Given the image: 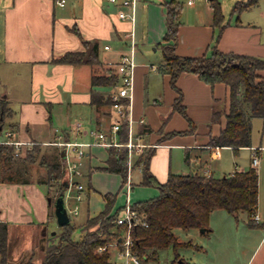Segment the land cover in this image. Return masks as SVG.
Returning <instances> with one entry per match:
<instances>
[{
	"label": "crops",
	"instance_id": "0c3cea01",
	"mask_svg": "<svg viewBox=\"0 0 264 264\" xmlns=\"http://www.w3.org/2000/svg\"><path fill=\"white\" fill-rule=\"evenodd\" d=\"M164 1L169 0L138 2L140 4L147 2L143 5L145 14L142 24L149 44L164 43L166 8L161 4ZM210 1L196 0L194 6H189L191 15L183 22L180 20L175 53L182 57H198L203 54L209 55L215 47L224 53L264 59L263 29L239 18L236 21L223 20V28L220 29L213 23V9ZM116 10L117 8L107 0H66L62 7L57 5L55 0H0L2 16L0 60L8 68L0 74V84L7 86L5 84H9L12 77H15L16 81V87L13 90H6L3 94L5 96H0V99L9 103L13 112L12 117L6 121V138L1 139L2 141L6 140L7 133H10L12 140L27 143L22 146V151L30 149L34 143L57 147L59 151L65 153L66 163V156L72 158L73 153H66L63 147L52 143L65 141L90 143L91 146L84 147L85 156L82 163L84 176H88L90 180L92 172L107 166L108 148L94 144L96 138L93 133L109 134L115 116L111 106L97 108L91 105L90 96L93 90L110 94L113 89L107 87L109 91L102 92L97 89L98 87L92 88L89 65L90 71L84 69V64H61L53 62L52 59L66 52L84 51L83 42L87 41L98 44L101 64L104 63L100 58L101 54L106 56L115 53L119 61L121 55L126 53L124 44L131 24L118 19ZM72 28L78 30L79 34H76ZM105 45L110 46V49L105 50ZM118 61L115 60L113 64ZM105 66L107 67V63ZM158 66L155 70L152 66V69L156 71L154 77L146 75L147 69L141 71L134 67L130 133L138 142L144 144L145 148L131 158L129 194L123 189L124 185L121 187V177L113 173L119 178L118 191L125 195L126 201L130 200L131 192L135 187L132 181V173L135 169L140 172L142 180V163L138 161L147 153H152L149 169L159 182H165L169 173H204L206 169L215 176L214 162L221 156V148L219 147L216 151L208 145V142L209 135H217L224 125L223 118L220 123L214 124H211V118L215 109L227 108L228 87L224 84L211 87L194 74H181L176 81V87L182 93V104L195 130L193 133L180 134L189 130V123L177 110H174L173 104L178 97V92L170 84V74L159 72ZM23 79L29 83V88L22 86ZM151 80L154 86L149 88L147 83ZM28 89L31 94L29 100L23 98L24 94H21ZM73 109L79 110L84 115L82 120H76L75 124L70 122ZM12 122L17 124L14 130L8 127V123ZM169 133L179 134L165 138V135ZM116 139L118 140V137ZM250 147L264 149L261 144L254 145L251 142V146L239 150L247 149L250 152ZM263 149L260 151L259 165ZM239 150L232 151L237 154ZM258 167L256 168L258 203L255 214L259 216V221L258 223L253 221L257 226L249 227L246 215L244 225L254 230L260 228L262 234L257 252L253 253L244 264H264V191L261 190ZM91 186L92 193H100L101 200L94 206L92 193L89 194L88 189L87 214L79 226L83 225L87 218L94 217L103 210L104 194L113 193L109 188L98 190L93 183ZM24 188L34 209L35 224L30 223L35 225L33 228L41 237L40 231L48 233L50 222L54 219L56 221L53 201L52 199L51 203L47 201L49 197L46 196L44 187L27 184ZM151 192L150 197L155 198L159 194L158 191ZM12 198L14 201L17 197L12 194ZM69 200L64 196L68 216L71 211ZM79 202H82V198ZM71 203L74 204L77 201L72 198ZM6 204L0 200V220L6 222L9 229L10 223L5 220V217L10 215V212L5 211ZM117 210L121 211V208ZM73 224L78 226L76 223ZM56 225H58L57 221ZM210 229L209 234L214 232V228Z\"/></svg>",
	"mask_w": 264,
	"mask_h": 264
},
{
	"label": "trees",
	"instance_id": "16d2710c",
	"mask_svg": "<svg viewBox=\"0 0 264 264\" xmlns=\"http://www.w3.org/2000/svg\"><path fill=\"white\" fill-rule=\"evenodd\" d=\"M213 23L223 28L224 16L218 0H211ZM257 0L238 1L233 11L242 10L255 5ZM166 8L163 44L161 49L163 61L158 66L161 73L170 74V84L178 92L173 108L189 123V130L180 134L193 133L195 126L182 104V93L176 87L178 77L183 73L196 75L209 86L224 84L228 87L227 108L215 109L212 113L211 124L224 125L215 136L209 135L210 147H228L237 152L240 148L251 146L252 120H262L264 132V59L235 53H224L213 48L209 55L198 57H182L175 53V46L180 26L182 5L177 0L161 3ZM238 19V18H237ZM72 30L79 34L78 30ZM84 51L66 52L52 59L61 64H87L91 67V86L110 87L113 91L120 83L116 72V64L102 68L98 56V44L84 41ZM112 91V92H113ZM124 102V101H123ZM90 104L100 108L111 106V93L92 91ZM9 103L0 99V137L5 129L6 121L12 117ZM10 129H16V123H8ZM179 133H169L165 138ZM120 143L128 138V122L121 121L117 132ZM152 153L145 154L138 163H142V180L140 184L153 186L158 190V196L133 204V208L146 215L147 227L137 226L133 230L135 238L134 251L142 264H154L160 251L172 246L174 257L167 264H196L185 260L178 252V247L191 246L200 250L201 247L191 241L180 243L176 229L201 230L208 235L210 216L214 211L223 210L238 219L241 212L247 214V225L253 223L258 203V173L255 168L234 170L229 174L216 177L213 174L193 172L188 174L169 173L165 182H159L150 172L149 161ZM186 160L188 155H185ZM128 151L125 147H109L107 166L100 170L118 174L121 177V187L127 182ZM38 166L43 174L36 172L32 166ZM34 176V177H33ZM67 177V167L62 151L57 147L34 143L23 153L16 152L11 144L0 140V185L4 184H36L45 188L46 196L54 201L67 187L64 185ZM77 183V182H76ZM92 188L88 182V189ZM81 192V191H80ZM117 193H106L104 209L94 217L87 218L79 226L81 236L73 238L75 227L68 223L60 227V232L46 236L41 241L44 252L42 264H113L107 252L98 253V247L112 242L122 231L116 219L120 210L112 212ZM52 215V213H51ZM263 225V224H262ZM43 238V235L41 239ZM8 224L0 221V264L8 261ZM21 264H28L22 261Z\"/></svg>",
	"mask_w": 264,
	"mask_h": 264
},
{
	"label": "rangeland",
	"instance_id": "374dc122",
	"mask_svg": "<svg viewBox=\"0 0 264 264\" xmlns=\"http://www.w3.org/2000/svg\"><path fill=\"white\" fill-rule=\"evenodd\" d=\"M66 1V0H65ZM182 5L180 20L183 22L185 18L191 15L190 7L187 6L184 0H179ZM238 0H219L222 14L224 16L225 22L229 19L231 21H236L237 18L244 22H249L254 25L259 26L264 31V0H257V3L250 8L240 11L239 13L233 11V6L236 4ZM242 1V0H240ZM246 1V0H243ZM68 2V1H67ZM145 3H138L135 9V26L133 37L125 39V52H129V45L133 41L135 44L134 54H133V62L137 69L144 71L147 69L146 75L149 77H154L156 75V67L163 61V56L160 47L154 43L149 44L148 39L145 33V29L143 27L144 22V14L145 10L143 9V5ZM188 14V15H187ZM187 15V16H186ZM1 24H2V16L0 13V48H1ZM102 68L104 69L107 63V67L114 66L115 60L118 61L115 53L112 55L101 54ZM84 69L90 71V67L88 65H83ZM154 66V70L152 69ZM8 70L4 63L0 60V74L4 71ZM19 70V69H18ZM1 78V77H0ZM27 79V77L24 76ZM151 79V78H150ZM157 79V78H156ZM153 80V79H152ZM150 81L147 83L149 88L154 86V83ZM155 81V80H154ZM15 77L11 78L9 84H5L7 86H2L0 84V96L3 95L6 90H13L16 87ZM153 84V85H152ZM156 84V82H155ZM22 86L24 88H29V83H26L25 80H22ZM99 91L107 92L109 91L107 87H98ZM26 99L31 98V94L28 91H24L21 93ZM0 97V98H1ZM83 113L81 114L79 110L73 109L72 116L70 122L72 124L77 123L76 120L81 121L83 118ZM81 119V120H80ZM6 138L5 129L2 131L1 139ZM252 144L264 146V132L262 131V120L259 118H255L252 120ZM45 147V146H43ZM24 149V148H23ZM24 149L22 152H24ZM177 152V151H176ZM174 157L176 156L174 150ZM180 156V155H179ZM71 157H73L71 155ZM70 164L73 162L70 158ZM84 158L81 161V175L74 176L73 181L76 180L78 184L83 186V191H81L80 196L82 198V202L71 203L72 198L76 196V189H73L66 193L67 200H69L70 205V219L71 223H76L78 226L74 231L73 238L78 240L81 236L79 230V224L85 219L87 214L86 203H87V192H88V182L93 183L94 186L98 190H102L103 188H109L113 193H117L116 200L114 204V211L121 208L119 215L122 214L123 207L125 205L126 197L120 191L119 188V178L113 173L106 171H94L91 173L90 180L88 176H84L82 163ZM181 163V162H180ZM214 166L216 167L214 174L215 176H222L223 174H228L236 169H247L251 166V157L250 152L247 149H241L237 154H234L232 149L230 148H221V156L218 160L214 162ZM67 167V163H66ZM132 169V168H131ZM33 174L36 175V172L39 174H43L44 171L40 169L38 166H32ZM259 172V180L261 185V190L264 191V149L262 152V156L260 158V165L258 167ZM33 176V177H34ZM69 181V176H68ZM132 181L134 183V190L130 195V203L135 204L137 202H142L154 197H150L151 191H158L153 186H146L140 184L141 177L140 172L138 170H134L132 173ZM75 182V181H74ZM80 182V183H79ZM12 186V187H10ZM9 189V190H7ZM12 190V191H11ZM11 191V192H9ZM92 193V190L89 191V194ZM12 194L14 197L16 196V200L12 201ZM158 196V195H157ZM93 205L95 206L100 200V193L94 192L92 193ZM0 200L6 202V206H4L5 211L9 210L10 215H6L5 220L9 221V229H8V251L9 264H21L22 261L27 262L28 264H42L44 259V252L42 251L40 240L42 234L45 233L46 239L52 235V233L60 232V227L56 225L55 219L50 222L48 233L40 231V235H37L35 232V225L31 224L33 222L35 224L34 218V209L32 204L28 198L27 191L24 188V185L16 184H8V185H0ZM1 206V205H0ZM77 206L76 212L77 216L74 215L73 209ZM116 206V207H115ZM105 207V206H104ZM3 208V207H2ZM104 209V208H103ZM246 213L241 212L238 215V219H235L229 213L223 210L214 211L209 220L210 228H214V232L204 235L201 234L200 230L192 229V230H182L176 229L174 232L180 243H186L191 241L192 244H196L202 247V250L194 249L191 246H179L178 252L182 258L187 261L196 263V264H244L248 261V259L252 256L253 253L257 252V246L259 240L261 239V229L258 228L256 230L247 228L244 225L246 220ZM224 217L226 219H224ZM2 221V220H0ZM238 226L239 228L237 229ZM174 257V251L172 246L168 247L159 252L158 259L154 264H167Z\"/></svg>",
	"mask_w": 264,
	"mask_h": 264
},
{
	"label": "built area",
	"instance_id": "2783aa9c",
	"mask_svg": "<svg viewBox=\"0 0 264 264\" xmlns=\"http://www.w3.org/2000/svg\"><path fill=\"white\" fill-rule=\"evenodd\" d=\"M108 3L117 8L116 15L118 19L122 21H127L131 24L127 37L132 38L134 32L135 24V8L140 0H107ZM219 1V0H218ZM56 4L59 6H64L65 0H55ZM196 0H186L185 3L188 6H194ZM135 44L133 41L129 45V52L121 55L119 61L116 63V72L119 75L120 83L116 89L111 93V108L114 112L115 120L111 125L109 134L104 132H95L93 135L96 138L94 144L102 145L104 147H125L128 151V175L127 182L124 184V190L127 194L131 191L130 184V173L132 168L131 158L134 154L141 153L145 148V145L138 142L135 138L131 136L130 133V123H131V98L133 94V72H134V54ZM105 50H109L110 46L105 45ZM124 101V102H123ZM126 119L128 122V138L125 143H120L116 137L117 132L120 129L121 121ZM142 122V121H141ZM79 126V125H78ZM12 135L7 133V139L2 141L5 144H11L14 146L17 153L21 151L22 146L27 143L18 142L12 140ZM54 145L63 147L66 153H73L72 163L70 164V158L66 156L67 159V171L69 175L68 187L64 194L76 189V196L73 197L75 201H80V191L83 190V186L73 181L74 176L81 175V161L85 156L84 147L91 146L90 143H78L76 141H65V142H54ZM219 147H215L217 151ZM250 157L251 166L257 168L259 165V155L263 148L260 147H250ZM218 153V152H216ZM204 174H210V171L206 169ZM77 206L73 209L74 215ZM72 211V210H71ZM146 215L143 212H139L133 208V204L127 199L126 204L123 207L122 214L116 219L117 225L122 227L121 233L110 243H105L104 245L98 247L97 252L103 253L107 252L110 255L113 264H142L141 259L134 251L135 238L133 236V230L137 226L147 227ZM253 221L258 223L259 216L257 214L253 215Z\"/></svg>",
	"mask_w": 264,
	"mask_h": 264
},
{
	"label": "water",
	"instance_id": "95a60500",
	"mask_svg": "<svg viewBox=\"0 0 264 264\" xmlns=\"http://www.w3.org/2000/svg\"><path fill=\"white\" fill-rule=\"evenodd\" d=\"M63 157H65V153H62ZM68 171H67V177L65 178L64 185L68 187ZM47 201L51 203V198H48ZM53 206H54V215L56 217V221L59 227H62L68 223H70V218L67 214V210L65 208L64 204V193H60L57 198L54 199L53 201ZM45 232V231H44ZM200 232H203V229L200 230ZM55 233H52L54 235ZM43 238L45 237V233L42 234Z\"/></svg>",
	"mask_w": 264,
	"mask_h": 264
}]
</instances>
